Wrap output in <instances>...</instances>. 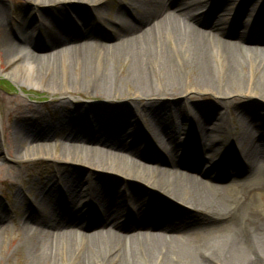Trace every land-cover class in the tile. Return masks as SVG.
I'll return each instance as SVG.
<instances>
[{
    "label": "bare ground",
    "instance_id": "bare-ground-1",
    "mask_svg": "<svg viewBox=\"0 0 264 264\" xmlns=\"http://www.w3.org/2000/svg\"><path fill=\"white\" fill-rule=\"evenodd\" d=\"M104 2L28 0L38 6L34 20L24 14L12 38L0 0V42L7 37L3 53L11 65L6 75L42 88L50 71L49 89L102 98L59 100L54 122L28 104L15 113L14 159L35 155L62 166L36 169L34 206L20 225L22 262L264 264V200L256 208L250 197L264 190V29L247 34L234 25L251 15L247 27H263L264 0H124L111 21L114 40L98 43L105 26L94 10ZM220 8L230 16V30L217 20ZM39 26L45 31L36 38ZM36 39L48 53L28 50ZM190 89L211 93L216 105L164 100ZM234 93L258 101L244 106L227 98ZM230 107L242 144L227 145L233 160L226 154L214 162L204 145L225 141L222 111ZM187 125L192 131L180 138ZM134 189L147 199L130 194ZM21 195L24 189L16 198ZM127 196L135 212L125 205Z\"/></svg>",
    "mask_w": 264,
    "mask_h": 264
},
{
    "label": "rangeland",
    "instance_id": "rangeland-1",
    "mask_svg": "<svg viewBox=\"0 0 264 264\" xmlns=\"http://www.w3.org/2000/svg\"><path fill=\"white\" fill-rule=\"evenodd\" d=\"M122 1L124 0H105L101 10L99 9V13L96 12V10H94V13L102 18L103 25L105 26L103 31L99 30L98 38H95L98 43L99 42L110 43L114 40L116 34V26H115L116 24L114 25V23H112L111 21L115 18L116 13L122 10V4H121ZM3 3L7 16L4 20V25L9 33L8 37L10 36L14 38L13 30L20 21V18H22L25 14L29 18L31 17L30 18L31 20H34L33 18L34 12L38 8V6L32 5L33 3H28V0H3ZM79 5H83L85 7L88 6V4L84 5L82 3L81 4L79 3ZM81 9L87 10L88 8L86 7ZM198 10L200 9L195 7L193 8V11L196 13H198L197 12ZM222 12L224 13L222 9L218 12L217 20H219L221 23L224 22L222 25L225 26L227 30H230L229 24L225 23L226 20L228 19L227 17L230 16L229 15L222 16L221 14ZM245 13H248V11ZM251 17L252 16L249 15L247 18H245L246 19L245 22L249 20ZM203 21L206 20L203 19ZM241 22L244 21L241 20ZM245 22L243 25H246ZM74 23L75 26H77V28L82 27V25L78 20L76 21L74 20ZM234 25L237 26L236 28L242 29L247 34H253L256 31L255 33L259 35L261 29H264V26L260 28L252 29L253 33H251V32H246L245 26L241 25L240 27H238V24H236L235 21H234ZM206 28H208V26H206ZM0 29H2V27H0ZM44 31H45L44 28L39 26V33H37L38 35L36 38L42 36ZM7 40H8L7 37H5L0 42V70L2 71L0 72V226L4 227L2 228V231L0 233V240L2 244L1 245L2 248L0 251V264H24L22 262V258L25 248V239L22 236L20 225L22 220L25 218L27 214L26 211L27 207L30 205L34 206L32 193L35 187H37L38 184L40 183V181L37 180L38 177L41 176L39 173H37L38 170L36 169L38 167L39 169H41V171H43V173H47V168L49 169L51 168L52 171H54L53 169H55L56 166H61V165H57L56 161L52 159L37 157L35 155L25 156L18 160L14 159L13 148L15 146V142H14L15 140L12 136V126L17 121V118L15 117V113L17 112V110L18 111L25 110L26 108L23 107L22 105L28 104L32 106L33 109H35V113L37 110V112L44 114V117H46L48 122H54L56 120L55 119L56 116H53V113L59 114V111L55 107V104L59 100L63 98H68L70 99V101H77V102L78 101L99 102L100 100H102V98L99 96H96L94 98L86 97L84 95L85 93L81 91L71 90L69 91V94H61L58 91H53L49 89L50 87L46 85V81L49 80L51 76L50 71L48 75L43 79L44 87L42 88L34 85L18 83L12 80L8 75H6V72L11 68V65L5 62V56L3 53V50H9L7 45H5V41ZM253 42H255V40H253ZM28 50H33L36 54H46L49 52L48 51L49 49L39 39H36V41H34L32 45H30ZM169 50H175V49L170 47ZM37 66H38L37 72L39 70V72L41 71L40 73H42V71L47 65L45 62L41 61L38 62ZM65 75L66 74L63 75V72H61L59 74V78L62 79ZM189 79L190 77L185 75L184 81L188 83ZM163 97L164 100L168 101L169 103L183 99L186 100L187 104L194 103L195 100H200L201 102L208 100L204 104H209L210 106L216 105L214 102L215 100H217V98L212 96L211 93H206L205 91H195L193 89L192 90L190 89L184 93H180L179 95L167 94L166 96ZM227 98L233 99L235 103L237 102L240 104H244V106L255 104L257 103L256 101H258L253 96H248V95L245 96L237 93L231 94L227 96ZM227 98L224 97L223 99H227ZM117 102L119 101L117 100L116 103ZM202 112L205 114V116L206 115L208 116L210 114V113L209 114L205 113V111L203 110ZM222 113H224L223 115L227 121L226 124L227 131L225 132L226 133L225 141L221 144H213L212 148L210 149H209L210 145H204L206 148H208L207 155H214L213 156L214 162H218L219 159L222 157V155H226V154H228L230 158L233 160L234 154L230 152V149H228L227 145H233L236 148V147H240L242 144L241 139L238 138L236 134V131L240 130L241 125H237V120L235 119L233 108L230 107L229 111L227 112L226 110H223ZM196 115L198 116L200 114H196ZM243 122L249 124L251 129L253 125V132L254 133L257 132L256 130L257 126H255V123L251 125L249 118L243 119ZM188 128L189 126L187 125L185 129H179L178 135L180 138L181 137L183 138L185 136V134H182L183 132L190 133L192 131V129H188ZM217 153H220V155H217ZM135 173L137 172H134L133 175H135ZM201 174L202 173L200 174L197 173L199 177L204 178L205 176H202ZM34 180H36L35 184L31 183ZM130 181L135 185L137 189H142L143 187L148 188L143 183H137L134 180H130ZM84 186H86V184H84ZM23 189L25 195H21V197L17 199L16 196ZM134 190H132L133 193L131 192L129 193L134 194L136 198H140V197L143 199L146 198V195L143 191L141 190L134 191ZM59 191H62V189L61 190L59 189ZM153 191L158 195L160 194L162 195L160 191H156V190ZM122 193L123 192H121L119 195H122ZM124 193L126 194V192ZM58 194H60V192H58ZM250 197H251V202H253L254 206L256 208H260L264 200V190L263 192L254 191L252 192ZM125 200H126L125 205H127V207H129L135 212L136 206L132 203V201H130L128 196L127 198H125Z\"/></svg>",
    "mask_w": 264,
    "mask_h": 264
}]
</instances>
